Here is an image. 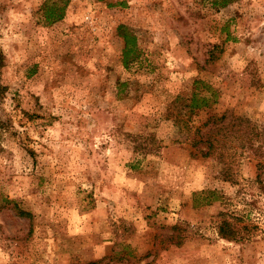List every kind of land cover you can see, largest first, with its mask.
<instances>
[{"label": "rangeland", "instance_id": "rangeland-1", "mask_svg": "<svg viewBox=\"0 0 264 264\" xmlns=\"http://www.w3.org/2000/svg\"><path fill=\"white\" fill-rule=\"evenodd\" d=\"M0 264H264V0H0Z\"/></svg>", "mask_w": 264, "mask_h": 264}, {"label": "trees", "instance_id": "trees-1", "mask_svg": "<svg viewBox=\"0 0 264 264\" xmlns=\"http://www.w3.org/2000/svg\"><path fill=\"white\" fill-rule=\"evenodd\" d=\"M60 17V16H59ZM57 17V18H59ZM121 29H122V26H119L118 27V33H119V36H121L122 40H123V50H122V57H123V64L125 67H127V61L130 57L131 52L133 51V47H134V41H135V37L128 33V32H121ZM199 103H202V104H199ZM208 98H205V97H200V98H197L195 99L194 97L191 98V103H190V108H193V107H200V105H203L205 107H208ZM223 118L220 117L218 120L216 121H221ZM212 121V125H215L214 123V119H209ZM242 121H246V120H243L241 118H235L232 120V124H235L236 125H241ZM232 124L230 123L229 124V127L231 128L232 127ZM222 128V127H221ZM220 128L218 129L216 126H212L207 134L204 137V142H202L203 140L201 139L200 141L206 146V150L204 152H201L202 155L204 156H207L210 152V150L214 147L213 143H218L219 141L216 140V135L218 133L216 132H219ZM21 215H23L22 212H20ZM228 224L224 223V226L222 225V228L220 227L218 229V233L221 235L222 238L228 240V239H231V234L230 235H227L225 232H224V227L226 226L227 227ZM230 233V232H228Z\"/></svg>", "mask_w": 264, "mask_h": 264}]
</instances>
